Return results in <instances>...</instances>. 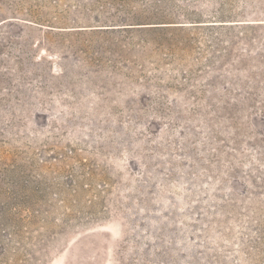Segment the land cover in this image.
I'll use <instances>...</instances> for the list:
<instances>
[{"label": "rangeland", "instance_id": "1", "mask_svg": "<svg viewBox=\"0 0 264 264\" xmlns=\"http://www.w3.org/2000/svg\"><path fill=\"white\" fill-rule=\"evenodd\" d=\"M0 264H264V0H0Z\"/></svg>", "mask_w": 264, "mask_h": 264}]
</instances>
